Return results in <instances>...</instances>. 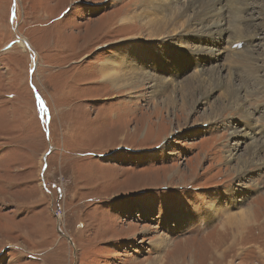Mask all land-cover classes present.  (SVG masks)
Listing matches in <instances>:
<instances>
[{
  "label": "rangeland",
  "instance_id": "1",
  "mask_svg": "<svg viewBox=\"0 0 264 264\" xmlns=\"http://www.w3.org/2000/svg\"><path fill=\"white\" fill-rule=\"evenodd\" d=\"M227 4L219 39L191 9L150 34L140 0H0V264H264V163L239 171L252 143L264 161V2ZM142 53L204 93L103 81Z\"/></svg>",
  "mask_w": 264,
  "mask_h": 264
},
{
  "label": "bare ground",
  "instance_id": "2",
  "mask_svg": "<svg viewBox=\"0 0 264 264\" xmlns=\"http://www.w3.org/2000/svg\"><path fill=\"white\" fill-rule=\"evenodd\" d=\"M226 1L230 2L233 0H194V1L191 0V1L185 2L183 5H181V7H180V5H174L172 1L167 3L165 0H140L144 9L142 10V13L140 12L141 15H139L137 18L143 19V20H144V18H147L145 21V25L143 24V26L146 27V30H149L150 34H152V33H157L160 30H162L160 27L163 28V23L168 24L171 21V17L175 16L176 19L183 18L186 15L187 11L189 9H191V15H189V17L184 21V22H186V21L190 20L185 25L186 29L193 24H196V23L199 24L198 21L206 19V20H209V23H210L209 28L213 29V32L218 35L219 39H223L224 36H226V34L228 33L227 29L233 27L229 24V22H227V20H228L227 18H228V14L230 13V10L228 9V4ZM234 1H238V0H234ZM224 2H225V4H224ZM254 2H256V1H254ZM262 2H264V0H262ZM240 8H243V6H240ZM263 10H264V5H263ZM145 15H146V17H145ZM240 15H242V14H240ZM223 21H224V23H223ZM132 25H134V24H132ZM128 26H130V25H128ZM233 31H234V29H233ZM245 31L246 32L248 31V32L247 33L246 32L243 33V31L239 32V34L237 36L245 35L247 37V39L250 40V43L252 40H254V38H256L259 35L258 33H256L257 32L256 30L253 31L252 33H250L251 32L250 30H245ZM195 32L198 33L197 31H195ZM168 35H170V34L167 33V29H166L165 31L163 30V32H161V35H158V36H152L151 35L152 36L151 38L152 39L162 38V37H166ZM233 39L235 40V38H233ZM128 47H126V49H128ZM247 50L248 49H246V51ZM126 54H127V51H126ZM141 56H142V58H145L144 53H142ZM125 61L126 60H121V62H116L114 64L104 66V69L101 71L102 72L101 75L104 77L103 81H105V82L108 81L110 84L111 83H116L117 85L124 84L125 86H129V85L139 86L140 84H143L144 82H146V80L151 81V82H153V84H151V86H152V88H154L153 94L155 96L159 95V97L161 95H164L165 96L164 98L167 99V103H169V104H171L172 100L175 99V97H176L175 94L178 91V89H180L181 97H182L181 99L183 102L182 105H186V106H187V102H188V104H191V101H189L186 98L190 94L191 91L204 93V90L206 89V84L204 83V78H202V77L200 78L197 75L193 74V75L189 76L188 78H185L180 83L177 82L178 86H181V87L177 88L176 89L177 91L173 95L175 88L170 90L168 81H166L165 78L161 79L158 76L159 72L158 73H155V72L151 73V71H145L147 73L142 72L143 70L141 69L140 63L146 61V58L145 59H132L130 61V63H128L127 61L125 63ZM154 63H155V68H156L158 66V63H156V62H154ZM160 63H162V62H160ZM176 64H178V58H177ZM117 67L119 69H117ZM118 70H120V71H118ZM212 73H218V72L216 70H212ZM219 77L220 76L218 73V75L216 76L215 82H214V86L215 87L216 86L224 87L225 88L224 99L231 100L232 101L231 104H233L236 107L237 104H235L233 102L232 98L230 97V94L233 93L235 96L238 95L240 97L241 94L239 93V91H241V89H242V91L247 92L248 89L242 88L243 86H239V87L235 86V84L232 83L233 81L228 83V84L227 83L222 84V80H220V79L218 80ZM171 82L173 85H176V83L174 81H171ZM178 86L176 85V87H178ZM230 88H231V90H230ZM213 91H214V89H213ZM195 99H196V97L194 98L193 103L197 102ZM221 103L224 104L226 102H224L223 99H221ZM224 105L228 106V104H224ZM183 107H185V106H183ZM219 112H217V114ZM237 150H238L237 147L232 148L233 152L237 151ZM259 150H261V148L257 142L252 143L248 146L247 152H249L250 155L248 158L240 157V161H239L241 163L240 168H239L240 172L241 171H243V172L247 171V169H250L249 167H252V165L257 164L258 162L264 163V161H261V159H259V156H260L259 155L260 153L258 152ZM229 157L231 159L234 158V154L231 152L229 154ZM255 160L257 161L256 163H254ZM251 216H252V214L250 212V209H246L245 211L239 212L237 215H234L233 217L229 218L230 219L229 222L233 223V222L239 221V223H241L243 221V219H245V218L251 219L250 218Z\"/></svg>",
  "mask_w": 264,
  "mask_h": 264
},
{
  "label": "snow or ice",
  "instance_id": "3",
  "mask_svg": "<svg viewBox=\"0 0 264 264\" xmlns=\"http://www.w3.org/2000/svg\"><path fill=\"white\" fill-rule=\"evenodd\" d=\"M38 99H39V97H38ZM40 110H41L42 112L46 110V109H45V105H44V103H43L42 100L40 101Z\"/></svg>",
  "mask_w": 264,
  "mask_h": 264
}]
</instances>
